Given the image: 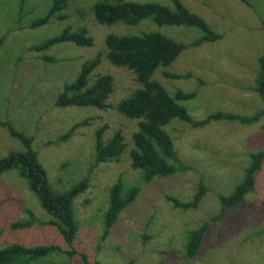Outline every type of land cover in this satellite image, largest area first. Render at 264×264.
<instances>
[{
	"label": "rangeland",
	"instance_id": "1",
	"mask_svg": "<svg viewBox=\"0 0 264 264\" xmlns=\"http://www.w3.org/2000/svg\"><path fill=\"white\" fill-rule=\"evenodd\" d=\"M52 0H0V118L33 138V149L54 190L70 189L88 177V188L74 201L79 223L75 241L67 246L55 228L38 224L25 230H12L10 224L28 220L31 210L40 223L50 217L40 208L25 181L13 172L0 179V248L12 243L27 246H59L63 251L39 264H264V162L256 177L254 191L218 221L220 195L230 194L242 180L249 164V154L264 149V118L246 126L237 122L217 121L192 128L172 121L165 130L171 137L178 157L189 168L168 178L144 183L141 173L131 169L129 152L134 148L132 135L136 120L117 114L115 104L139 86L132 72L115 68L105 58L103 39L107 34L137 35L158 32L189 45L200 37L194 28L158 27L150 19L134 27L116 24L110 27L93 23L91 7L96 0H69L65 20L51 18L36 29L28 24L43 17ZM155 2L172 7L171 0H129ZM189 11L205 20L222 35L211 44L188 46L177 60L159 68L153 79L173 95L177 90L196 92L193 100L181 103L192 120L204 119L215 112L252 115L264 109L252 91L257 60L264 51V0H179ZM85 27L93 38L91 48L61 44L42 54L30 50L41 41L58 35L66 28ZM102 55L101 64L91 74L90 82L109 74L114 90L106 110L95 108H58L56 97L65 84L77 76L82 63ZM54 59L48 63L40 58ZM189 74L188 79H167L164 74ZM87 120L88 124L73 128ZM106 126L103 139L121 131L126 150L119 163H94V133ZM73 128V129H72ZM72 129L66 140L62 135ZM21 146L0 128V158ZM121 177L126 186L140 192L135 201L119 216L106 239L103 214L108 205L109 188ZM202 181L207 187L194 210L174 209L166 196L186 202ZM212 221L198 255L187 259L183 253L186 232L202 222ZM148 236V239L143 237Z\"/></svg>",
	"mask_w": 264,
	"mask_h": 264
},
{
	"label": "trees",
	"instance_id": "2",
	"mask_svg": "<svg viewBox=\"0 0 264 264\" xmlns=\"http://www.w3.org/2000/svg\"><path fill=\"white\" fill-rule=\"evenodd\" d=\"M248 3L247 0H240ZM69 0H52L47 13L31 21L27 28L36 29L49 23L51 18L65 20L63 13ZM172 7L155 2L134 3L129 0H96L90 11L93 23L98 26L124 25L134 27L140 22L150 19L156 26L188 27L200 33V37L189 45L177 42L158 32L140 33L137 35L107 34L103 39L105 58L115 68L126 69L133 73L138 88L115 104V111L127 120H136L137 131L132 135L134 148L129 152L132 170L139 171L144 183L155 179L168 178L177 172L187 171L189 168L177 155L174 143L165 128L174 120L190 125L192 128L203 127L211 122H237L250 126L264 118V109L252 115H238L232 113L215 112L204 119L194 121L187 109L181 104L191 101L196 92H182L177 90L170 95L166 89L153 79L159 68H166L173 64L188 46L199 47L219 41L222 35L213 31L203 18L189 11L179 0H171ZM264 27V16L262 18ZM4 37H0V48ZM72 44L79 48H91L93 38L85 27L77 29L66 28L58 35L45 39L30 47V50L42 54L61 44ZM43 61L53 63L54 59L45 55ZM102 55L97 53L93 58L84 61L76 78L65 84L58 94L54 105L58 108H95L106 110L111 106L108 100L113 93V78L109 74L98 76L90 82L91 74L101 64ZM167 79H188L189 74L165 73ZM252 91L264 104V51L257 60ZM87 120L76 124L73 128L87 125ZM0 128L21 146L19 151H9L0 158V179L3 174L13 171L23 179L28 190L36 198L40 208L50 217L49 221L40 223L35 214L25 209L28 220L15 221L10 224L12 230H25L42 224L56 229L63 242L71 246L76 239L79 223L74 211L75 199L88 188V177L75 183L64 191L54 190L47 174L33 149V138L17 130L13 124L0 118ZM72 128V129H73ZM106 126L99 127L94 133V163H119L121 155L126 150V144L121 131H116L107 140L103 139ZM72 129L62 135L66 140L72 134ZM249 164L244 170L242 180L228 195L218 197L219 211L212 221L219 218L228 210L241 204L245 197L254 191L256 177L264 162V149L249 154ZM207 187L202 181L190 200L181 202L172 196H166L174 209L181 211L194 210L203 199ZM140 190L136 186H126L121 177L109 188L108 205L103 214V242L111 229L116 225L120 214L137 198ZM212 221L202 222L197 228L189 230L185 235L183 253L187 259L195 258L203 246L206 231ZM148 239V236H144ZM64 253L72 256L75 252L63 251L59 246L33 245L27 246L12 243L0 248V264H39L53 254ZM83 264L89 263L85 255H80Z\"/></svg>",
	"mask_w": 264,
	"mask_h": 264
}]
</instances>
